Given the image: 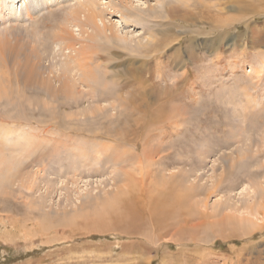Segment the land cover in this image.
<instances>
[{
  "label": "rangeland",
  "instance_id": "374dc122",
  "mask_svg": "<svg viewBox=\"0 0 264 264\" xmlns=\"http://www.w3.org/2000/svg\"><path fill=\"white\" fill-rule=\"evenodd\" d=\"M129 1L123 20L108 0H0V264H264L259 216L253 226L213 224L264 204V15L234 27L222 24L240 14L230 7L217 21L166 0L182 8L166 19L151 18L148 6L161 12L155 0ZM92 7L94 25L118 37L94 35ZM149 31L169 45L151 52ZM68 40L92 47L83 70ZM82 72L96 76L90 87ZM140 173L150 190L177 191L172 203L189 195L182 211L193 223L204 204L213 218L136 245L151 227L113 203Z\"/></svg>",
  "mask_w": 264,
  "mask_h": 264
},
{
  "label": "bare ground",
  "instance_id": "6f19581e",
  "mask_svg": "<svg viewBox=\"0 0 264 264\" xmlns=\"http://www.w3.org/2000/svg\"><path fill=\"white\" fill-rule=\"evenodd\" d=\"M90 5H93L94 4V0H88ZM110 1L114 2L113 4L110 3ZM145 1V0H144ZM181 2H184V5L182 8L185 7V9L183 10V13L186 14V15H189L192 14V15H198V16H204V15H208L209 18H212L214 20H222V18L224 19V17H226L224 15V11H225V7H230L231 11L233 12H238L240 14H237L236 15V18H233V19H228V20H223L222 21V24H224L226 22V24H234V27H238L241 23H243L244 21L246 22V19L244 20L243 18H249V17H260L262 15H264V0H235L237 3L239 4H243V8L242 6H236V7H232V6H226L225 4L229 3L230 1L232 0H180ZM210 1H216L215 3L213 4H206V2H210ZM77 2V1H76ZM131 1L129 0H108V6L110 10H112V13L114 14H117V13H120V19L123 18V11H129L130 8L132 10V4H130ZM155 2L157 3L158 6H160V9H161V12H157L155 10H153V8H150L149 6L147 7V11L150 13V16H153L151 18H159V15L163 14L162 16L160 17H165L166 19H171V18H178L177 16L180 15V11H181V7H176V6H173L172 4H169L166 2V0H155ZM110 3V4H109ZM192 4L191 6V9H188L186 5L188 4ZM117 4V5H116ZM182 4V3H181ZM249 5V6H248ZM88 5L85 6V10L86 7ZM107 6V7H108ZM117 6H121L123 10L119 9ZM248 6V7H246ZM194 7V9H193ZM78 8V7H77ZM82 8V7H81ZM79 8V9H81ZM93 8V7H92ZM95 8V6H94ZM93 8V10L91 9L88 10L89 13L87 14L88 11H86V15H88V18H87V23L89 24H92L93 27H94V31H95V34L96 36H101L102 37V34L104 35V39L105 40H112L116 37H118L117 35H115L114 32H112V27H109V26H106L104 23H103V19L101 20L102 22V27L99 28L97 25H94L93 21L95 18H97L96 14L95 13V9ZM73 9V8H72ZM76 9V8H75ZM90 9V7H89ZM159 9V10H160ZM83 10V8H82ZM158 10V11H159ZM100 11V10H99ZM102 11V10H101ZM73 12V11H72ZM147 12V13H148ZM75 15L77 13V11L75 10ZM103 13V11H102ZM125 13V12H124ZM81 14V12H79V15ZM136 14V13H135ZM62 15V14H61ZM141 16V14H140ZM74 18V16H72ZM241 20V21H238V20ZM124 20V18H123ZM255 20V19H254ZM86 21V20H85ZM195 21H197L195 19ZM72 22V21H71ZM68 24V23H67ZM88 26V25H87ZM115 30V29H114ZM222 31H223V28H222ZM106 32H109V34H106ZM229 32V31H228ZM56 35V34H55ZM89 35V34H88ZM57 36V35H56ZM59 36V35H58ZM148 36L149 37H152V40L151 42H146L144 44L140 43V41H135L134 39L132 38H129V39H124L123 37V40L128 42V44L131 46L130 50L134 51V52H146V51H149L148 48H147V43L148 45L150 44L151 45V52H158L159 51V47H162V46H168L169 45V42L171 41V37L168 39H163L164 41H160L158 43L157 40L154 39L153 35H151V31L148 32ZM67 37H68V34H67ZM61 38L64 39L61 35ZM91 39V35L87 37V39ZM95 38V37H93ZM163 38V37H162ZM166 38V37H165ZM86 39V40H87ZM89 39V40H90ZM154 39V40H153ZM66 40V39H64ZM7 41V40H6ZM63 41V40H62ZM94 41V39H93ZM123 41V42H124ZM149 41V40H148ZM64 42V41H63ZM68 43L65 44V46H67V48H70L71 50L74 48V42L71 43V41H66ZM143 42V41H142ZM83 43V42H82ZM74 44V45H73ZM79 44V43H78ZM124 44V43H123ZM7 45V44H6ZM32 46V45H31ZM90 46V45H89ZM149 47V46H148ZM37 48V47H36ZM147 48V50H146ZM150 48V47H149ZM69 49V50H70ZM77 49V48H76ZM92 47H88V48H79L78 50H75L73 49V51L75 50L76 54V58H77V61L80 60L82 62L86 61L84 64L82 63V67L79 65L78 67L79 68H82L81 70H83V67L87 65V61H91L92 59V54H94V51L91 50ZM102 51V50H101ZM98 52V51H97ZM130 52V51H129ZM132 52V53H134ZM104 54V52H103ZM97 56V54H95ZM99 57V56H98ZM73 58H75L73 56ZM75 58V59H76ZM69 60V59H68ZM75 61V60H73ZM90 68V67H88ZM87 68V69H88ZM75 72H78L79 69L77 68V66L75 68H73ZM76 69V70H75ZM91 69V68H90ZM73 71V70H72ZM85 71V70H84ZM88 71V70H87ZM81 72V71H80ZM91 71H89L90 73ZM46 73V72H45ZM85 73V72H84ZM84 73L82 72V77L78 79V81L82 84V85H86V86H89L88 83V75H84ZM258 73V72H257ZM78 74V73H77ZM50 75V74H49ZM58 75V74H57ZM92 75V73H91ZM89 75V76H91ZM73 74L71 75V78L73 79ZM93 77H91V79L95 78L96 76L92 75ZM58 77V76H57ZM68 79V78H67ZM89 80V81H92V80ZM97 79V78H96ZM95 79V80H96ZM52 80V78H51ZM62 80V79H61ZM61 80H60V85L62 86L61 89L59 90H56L54 91V93L58 94L60 91H65V88H66V85L65 83L63 84V81H65L64 79L62 80V84H61ZM97 81V80H96ZM52 82V81H51ZM77 82V81H76ZM93 82V81H92ZM3 86V85H2ZM70 86V85H69ZM67 85V87H69ZM90 87V86H89ZM48 91H50V87H46ZM69 90H70V87H69ZM92 90V89H91ZM51 93V92H50ZM53 93V94H54ZM55 95V94H54ZM53 95V96H54ZM244 95V94H243ZM62 97V96H61ZM54 98V97H53ZM55 100V99H54ZM228 104V103H227ZM23 106V105H22ZM7 112V111H6ZM22 115V114H21ZM22 119H23V116H20ZM235 117V116H234ZM24 122V121H23ZM29 123V122H28ZM6 137V136H5ZM137 148V147H136ZM143 151V150H142ZM152 154V153H151ZM263 154V152H262ZM239 155V154H238ZM264 157V156H263ZM226 158V157H225ZM239 158V157H238ZM116 158H114L115 160ZM117 160V159H116ZM119 160V159H118ZM230 160V159H228ZM242 160V159H241ZM232 165V163H230ZM140 170V169H139ZM141 171V170H140ZM225 172V171H224ZM148 175V174H147ZM255 175V174H254ZM253 175V176H254ZM257 175V173H256ZM139 176V179H135V180H130L129 181V184H130V187H126V190L125 192L121 193V194H118L120 195L119 197H123V198H117L118 196H115L117 199L115 200V202L113 203V207H115L116 209L118 208L119 204L122 205V207L124 208L125 210V213L127 216H130L133 221L135 222L136 218H143L145 220V222H147L149 224V226L151 227V233L148 234V235H145V236H141L140 234H138L140 236V238H137L138 239V243L136 245H140L141 241L144 239L145 241V238L147 239V237H150L152 236L153 239H149L152 240V241H155V242H159L161 241L163 238H166L167 236H170L171 238L172 237H175V236H183L184 234L188 233L189 230H193L192 228L196 227V228H199L203 225H205L207 223V220H209L210 218H213V213H210L212 214V216H208V218L206 219V205L204 204V208L203 210H201L199 213L201 214V218L200 216H198L200 218V220L197 222V223H193V220H190L192 219V215H190V213H186L184 211H182V208L183 210L184 209V198L186 196H189V195H186L185 193H183L182 191L180 192L181 194V197L180 196H177L176 198H180V199H175L174 197V203H172L173 201L170 200L171 197L174 195V194H178V192L174 191L172 192V190L170 189H165L163 188V190H158V189H155V190H150L149 188H146L144 185L147 183H145V174H142L140 173ZM149 176V175H148ZM257 177V176H255ZM148 179V178H146ZM165 182V181H164ZM161 183V184H164ZM145 183V184H144ZM150 183V182H149ZM159 184V185H161ZM164 186V185H163ZM166 187V186H165ZM216 187V186H215ZM157 188V187H155ZM171 188V187H170ZM254 188V187H253ZM216 189V188H215ZM189 190V189H188ZM124 191V190H123ZM252 192V191H251ZM191 193V192H189ZM193 193V192H192ZM247 193V192H246ZM220 194V193H219ZM251 194V193H250ZM253 198V197H252ZM226 199V198H225ZM250 199V197H249ZM113 200V199H112ZM184 200V201H183ZM253 200V199H252ZM189 201V200H188ZM187 201V202H188ZM122 203V204H121ZM252 204V202H251ZM112 204H110V208L112 209L111 207ZM250 205V204H249ZM255 206V204H253ZM121 207V209H122ZM202 207V206H201ZM253 206L250 205L248 207H244V212L246 213V216L244 218H241V219H237V218H232L230 216H228L227 214L226 215H223L221 216L219 219H215L213 221V224H220L222 222H226L228 221L229 219V222L227 223H231V225H233L232 223L234 221H238L237 225H240L241 224H250V226L252 225H256L255 221H253L254 219H256V216H259V228L260 229H263L262 228V224L264 223V204L263 205H257L255 208H252ZM104 208H107L106 205L104 206ZM191 208V207H190ZM119 209V208H118ZM189 209V208H188ZM106 211V210H105ZM118 211V210H117ZM116 211V212H117ZM209 211V210H208ZM113 214L114 215H117L119 213H121V211L119 210L118 213L116 214ZM124 211H122V213L120 215H122V219L125 217L124 214H123ZM243 212V211H242ZM241 214V213H240ZM119 215V216H120ZM118 218L119 220L121 219V217ZM126 216V217H127ZM225 216V217H224ZM125 217V218H126ZM131 218H127V219H131ZM198 218V219H199ZM141 220V219H140ZM128 221V220H127ZM196 221V220H195ZM194 221V222H195ZM130 222V221H129ZM133 222V224H134ZM211 222V221H210ZM221 222V223H220ZM258 222V220H257ZM128 223V222H127ZM140 223V222H139ZM241 223V224H239ZM136 224V223H135ZM146 224V223H145ZM146 224V225H148ZM131 225V224H130ZM212 225V223H211ZM264 225V224H263ZM132 226V225H131ZM130 226V228H132ZM134 226V225H133ZM137 225L134 226V230L136 228ZM140 226V225H139ZM144 226V225H143ZM148 227V226H147ZM138 228V227H137ZM254 228V227H253ZM258 228V229H259ZM140 229V227L138 228ZM251 229V228H250ZM133 230V229H132ZM131 230V231H132ZM137 230V229H136ZM197 230V229H196ZM228 230V229H227ZM243 231V230H242ZM248 231V230H246ZM255 231V230H254ZM138 232V231H136ZM129 233V232H128ZM139 233V232H138ZM250 233L251 231L248 233L245 232V235L246 236H250ZM142 234V233H141ZM147 234V233H146ZM229 234H233V232H229ZM228 234V235H229ZM136 235V234H135ZM134 234H132L133 237H135ZM190 235V234H189ZM235 235V234H234ZM244 235V236H245ZM147 236V237H146ZM188 237V235H186ZM190 237V236H189ZM170 238V239H171ZM227 239H231V238H238V237H232V236H227L226 237ZM136 239V238H135ZM173 239V238H172ZM184 239V238H182ZM181 239V240H182ZM188 240V238H187ZM147 242H149L148 240H146ZM151 241V242H152ZM184 241V240H183ZM182 241V242H183ZM146 242V243H147ZM176 242V241H175ZM128 244V243H127ZM149 244V243H147ZM186 244V243H185ZM125 245V244H124ZM146 245V244H145ZM135 246V245H134ZM147 246V245H146ZM149 250V249H148ZM248 261V260H247Z\"/></svg>",
  "mask_w": 264,
  "mask_h": 264
}]
</instances>
